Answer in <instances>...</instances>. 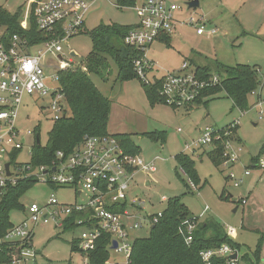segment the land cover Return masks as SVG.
Returning <instances> with one entry per match:
<instances>
[{"label": "rangeland", "instance_id": "374dc122", "mask_svg": "<svg viewBox=\"0 0 264 264\" xmlns=\"http://www.w3.org/2000/svg\"><path fill=\"white\" fill-rule=\"evenodd\" d=\"M31 1L0 0V5L10 13L20 8V24L28 28ZM87 1L93 3L84 16L83 29L61 44L62 60L58 59L57 54L51 53L43 59L47 76L64 65H71L74 69L84 68L86 57L92 51L87 32L95 26L110 23L132 26L139 22L134 7L139 6L141 0H133L131 6L125 7L119 6L116 0ZM173 1L180 5L177 14L184 20H189V17L201 20L204 35H198L195 27L185 21L173 29L168 41L158 40L149 45L146 56L152 68L146 75L148 79L178 73L183 63L190 64L192 59L193 67L206 64L230 67L238 63L254 65L259 84L252 91L254 94H248L245 109L233 107L232 100L224 91H220L210 97L206 105L199 104L185 111L182 107L174 110L164 102L152 104L138 78L116 81V66L113 63L111 74L106 79L97 74L89 75L102 94L113 103L109 128L113 130L119 127L126 134L130 133L139 148V156L144 160L156 159L155 171H138L134 174L129 195L140 198L149 213L165 208L166 200L163 198L179 196L189 214L197 216L199 221L211 219L225 231L227 227H232L235 231L227 236L239 245L240 257L248 254L252 258L261 238L259 251L261 259H264V169L254 163L264 159V117L259 118L260 110L264 111V0H199L198 7L188 9L186 3L189 0ZM71 51H75L76 56H72ZM213 73L221 79V73L219 75L215 70ZM46 83L54 85L50 78ZM22 99L14 128L25 142L24 148L14 157L17 164L30 160L29 151L36 132L40 145L47 144L49 131L55 121L53 112L48 108L51 101L49 95L42 99L29 96ZM233 122L238 125L232 137L233 142L239 141L233 144L239 158L235 165L227 168L214 165L207 156L213 145L198 147L193 153L185 149L186 144L200 136V129L207 126L219 129ZM108 124L107 131L110 130ZM2 130H5L4 126ZM148 132H161L163 136L150 138L146 134ZM178 153L186 154L194 161L199 178L194 190L187 186L189 178L174 158ZM245 169L250 174L244 176L240 186L234 187L227 179L228 172L239 177ZM52 194L63 204L74 200L83 201L86 197L83 194L81 198H75L71 187L53 188L39 180L24 191L20 199L23 206L10 211L11 223L17 225L27 217L25 206L31 203L43 205ZM242 200L244 203H241ZM81 231L79 226L65 230L53 222L37 223L33 231L32 250L38 262L78 264L81 259L77 252L71 251V246ZM148 232L147 227L132 232L130 236L144 237ZM109 255L107 264H126L125 256L121 253L110 250ZM239 264L245 262L240 261Z\"/></svg>", "mask_w": 264, "mask_h": 264}, {"label": "built area", "instance_id": "2783aa9c", "mask_svg": "<svg viewBox=\"0 0 264 264\" xmlns=\"http://www.w3.org/2000/svg\"><path fill=\"white\" fill-rule=\"evenodd\" d=\"M141 1L139 6L134 7L139 22L126 32L123 42L139 53L132 62L136 77L141 81L154 82L155 77L148 79L146 76L152 68L146 56L147 47L161 35L171 34L176 21L175 14L181 7L173 0ZM31 2L34 4L31 12L37 28L45 33H53L60 26L62 36L29 46L26 39L16 34L7 41L3 36V27H0V130L2 126L5 127V130L0 131V189L7 182L15 184L19 178L17 174L23 172V178L32 177L38 181L42 180L50 187L69 186L73 189L75 198H81L83 194L86 197L83 201L74 200L72 203L63 204L59 203L52 194L43 205L31 203L25 206L27 217L19 224L13 225L0 238V249L8 243H20L23 245L20 254L11 264H40L36 253L32 250L31 241L36 224L53 222L55 226L64 228L63 224L70 221L76 227L82 228L79 237L75 238L77 255L81 259L78 264H90L88 252L95 249L96 242L102 236H108L110 239L106 248L108 255L110 250L117 251L125 256V263L130 264L132 243L137 237H131L130 234L147 227L150 229L157 223L163 210L156 213L146 212L142 200L129 195V185L136 172L155 171L156 159L146 161L139 154H126L115 137L107 134L85 135L78 146L68 154L56 151L50 167L34 168L29 161L14 166L9 161L12 152L24 148V138L20 139V132L14 128L17 111L24 96L42 99L49 95L51 101L48 108L53 112L54 120L65 116L66 103L59 92L58 72L74 68L71 65H64L57 72L47 76L43 59L48 53L62 56L61 44L80 32L84 26V16L93 3L87 0H32ZM185 23L196 27L198 34L204 33L200 19L189 17ZM207 31L214 32L213 29ZM31 49L33 50L30 52ZM48 78L54 85L50 86L46 83ZM161 78L163 81L159 95L167 104L182 108L194 103L203 89L218 84L220 80L215 74L206 79L199 78L195 74V68L185 62L178 73L166 74ZM262 117L264 111L260 110L259 118ZM229 125L231 128L238 127L235 122ZM224 135L226 138L220 166L227 168L235 165L239 160L233 149V144L239 141L233 142L231 131L224 132ZM33 137L32 146L36 143V135L34 134ZM218 138H220L219 131L207 126L202 129L197 139L186 144L185 149L193 153L198 147L213 145V140ZM32 146L29 151L30 157ZM5 162L10 164V175H6ZM256 164L264 169V159L256 160ZM242 172L243 175L239 177L228 172L227 179L234 187L240 186L244 176L250 174L247 169ZM188 184L192 190L196 189L190 180ZM241 203H244V200ZM193 228L192 224L187 227V243L192 239L190 234ZM234 231L232 227H227L226 235ZM113 241L116 242L115 248L112 245ZM199 253L203 264H239L241 261L239 252L228 243L203 249ZM234 253L237 255L236 258L231 257ZM221 260L223 262H219Z\"/></svg>", "mask_w": 264, "mask_h": 264}, {"label": "trees", "instance_id": "16d2710c", "mask_svg": "<svg viewBox=\"0 0 264 264\" xmlns=\"http://www.w3.org/2000/svg\"><path fill=\"white\" fill-rule=\"evenodd\" d=\"M116 2L119 6L125 7L131 6L134 1L116 0ZM31 4L33 8L34 4ZM20 12L19 8L14 13H10L0 5V27H3V36L7 41L16 34L26 39L28 45L31 46L62 36L60 26L53 33L40 31L36 26L32 12L29 17V27L23 29L19 20ZM133 27L135 25L122 26L116 23L95 26L87 32L92 51L86 57L84 68H67L58 72L59 92L63 95L66 103L65 116L54 121L45 146H41L40 143L33 144L29 160L32 167H50L56 151H62L64 154L70 153L85 135L102 136L109 134L106 128L110 118L112 101L102 94L91 81L89 75L97 74L100 78L106 79L111 74V63H113L116 66V81L124 82L130 78H137L132 62L139 53L123 42L126 32ZM159 38L168 41L169 35L163 34ZM189 63L194 65L192 60ZM194 68L195 74L199 78L206 79V77L214 74V70L222 75H220V79L215 74L220 79L219 83L203 89L194 103L184 107L187 111L199 104L206 105L208 99L220 91H224L227 97L232 100L233 107L245 109L248 94L254 91L259 84L257 68L254 65L238 63V65L230 67L206 64L196 65ZM162 81L161 77L154 78V82L141 81L145 94L152 104L160 102L167 104L165 99L159 95ZM169 106L174 110L177 108L173 105ZM237 129L238 127L231 128L229 124L217 129L220 138L213 140V147L207 152L208 158L210 157L214 165L220 166L223 159L221 153L226 138L224 132L231 131L234 135ZM146 134L155 139L163 136L161 132H148ZM35 135L38 137V132ZM113 136L126 154H139V148L134 144L130 133H114ZM18 151L10 154L9 161L14 166L18 165L14 160ZM174 158L189 180L196 186L199 178L194 169V161L182 153H178ZM17 176L19 178L15 184L7 182L0 189V238L13 227L9 218L10 211L23 206L20 199L24 191L38 181L32 177L23 178V172H19ZM187 186L189 187V184ZM189 224L194 225V228L190 234L192 239L190 243H187L186 236L188 235L187 227ZM63 225L65 230L76 227L70 221H66ZM109 242L108 236H102L98 239L95 249L88 252L90 264H105L109 260L110 255L106 249ZM227 243L239 251V245L226 235V231L221 225L211 219L199 221L197 216L194 217L189 214L180 197L174 196L166 199L162 215L158 218L157 223L149 229L148 235L134 238L129 260L130 264H203L199 251ZM261 245L262 239L260 238L252 258L248 254H243L240 257L241 261H244L245 264H264V259H261L259 251ZM22 246L20 243L3 245L0 249V264H11L19 256ZM71 251L78 252L77 240L75 239H73Z\"/></svg>", "mask_w": 264, "mask_h": 264}, {"label": "water", "instance_id": "95a60500", "mask_svg": "<svg viewBox=\"0 0 264 264\" xmlns=\"http://www.w3.org/2000/svg\"><path fill=\"white\" fill-rule=\"evenodd\" d=\"M186 6H187V9L188 8H194V7H198L199 6V0H189L187 3H186ZM72 56H76V53L75 52H72L71 53ZM58 58L61 60L62 59V56H58ZM36 143L38 144L39 143V137L36 136ZM9 163L8 162H5V172H6V175H10V171H9ZM112 245L113 247L115 248L116 247V242L113 241L112 242ZM232 258H236L237 255L236 253H234L233 255H231Z\"/></svg>", "mask_w": 264, "mask_h": 264}, {"label": "crops", "instance_id": "0c3cea01", "mask_svg": "<svg viewBox=\"0 0 264 264\" xmlns=\"http://www.w3.org/2000/svg\"><path fill=\"white\" fill-rule=\"evenodd\" d=\"M136 12V11H135ZM178 12H176V14H175V16H176V21H175V25H174V28L173 29H175L176 28V26L177 25H181V23H184L185 21H186V19L184 20L183 18H182V16H180V14L178 15L177 14ZM137 14V13H136ZM138 19H139V17H138ZM195 30H196V27H195ZM198 34V33H197ZM198 35H204V33H202V34H198ZM158 40H161L160 38H158ZM158 40H156V41H154V42H158ZM153 42V43H154ZM72 52H75V51H71V53ZM70 53V54H71ZM190 60H192V59H190ZM193 61V60H192ZM113 104V103H112ZM112 104H111V111H112ZM117 107H121V109H122V106H118V104H117ZM184 109V108H183ZM123 110V109H122ZM185 111H187L186 109H184ZM108 128H109V124H108ZM117 129H113V130H111L110 128V130L108 131V133L109 134H111V135H113L114 133H126V132H123V131H121L120 129H118L119 127H116ZM203 129V128H202ZM202 129H200V132L202 131ZM254 163H256V162H254Z\"/></svg>", "mask_w": 264, "mask_h": 264}]
</instances>
